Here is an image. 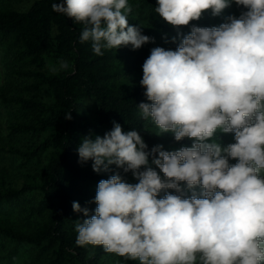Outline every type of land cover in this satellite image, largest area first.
Here are the masks:
<instances>
[{
	"label": "clouds",
	"instance_id": "9594fccd",
	"mask_svg": "<svg viewBox=\"0 0 264 264\" xmlns=\"http://www.w3.org/2000/svg\"><path fill=\"white\" fill-rule=\"evenodd\" d=\"M157 5L160 18L190 31L178 33L175 49H151L139 82L149 102L137 106L156 135L192 144L149 149L138 130L115 121L103 136L84 137L81 163L92 161L97 173L115 166L137 182L121 171L99 181L94 214L74 201L73 210L88 217L75 226L76 243L139 264H264V0ZM233 5L240 14L217 26L191 23ZM52 9L84 25L80 43L90 41L96 55L154 43L129 24V0H59ZM68 69L61 60L52 71ZM221 134L234 142L222 144Z\"/></svg>",
	"mask_w": 264,
	"mask_h": 264
},
{
	"label": "trees",
	"instance_id": "16d2710c",
	"mask_svg": "<svg viewBox=\"0 0 264 264\" xmlns=\"http://www.w3.org/2000/svg\"><path fill=\"white\" fill-rule=\"evenodd\" d=\"M0 1V264H21L22 256V264H139L102 246L77 245L75 226L88 217L75 212L73 202L94 214L99 181L121 171L137 182L115 166L95 172L92 161H79L77 148L84 137L103 136L114 121L125 131L138 130L149 149L192 144L171 133L156 135L159 129L137 106L149 102L139 82L151 49H175L178 33L187 34L190 26L177 28L160 18L157 0H129V24L154 43L100 56L90 41L80 43L82 23L53 11L59 0H33L22 9ZM240 11L233 5L220 17L206 12L191 23L217 26ZM61 60L69 69L53 72Z\"/></svg>",
	"mask_w": 264,
	"mask_h": 264
},
{
	"label": "rangeland",
	"instance_id": "374dc122",
	"mask_svg": "<svg viewBox=\"0 0 264 264\" xmlns=\"http://www.w3.org/2000/svg\"><path fill=\"white\" fill-rule=\"evenodd\" d=\"M32 2H33V0H10V1H7V3H8L7 7H16V8L22 9V8H26V6H29ZM1 3L2 2L0 1V5H2ZM1 73L2 72H1V67H0V74ZM91 106H92V101L89 102V106H87L86 111L90 112L92 109ZM4 119H5V117H3V115H1V112H0V123H3ZM226 136H227V134H221L220 141L222 144L227 145L228 143L234 142L232 134H231V136H232L231 138H227ZM183 146H189L190 147L191 145H188V144L187 145H178V146H175L174 148L170 149L169 151L178 150ZM26 257H27V254H26ZM22 259H24L23 256H22ZM22 259H21V264L23 262Z\"/></svg>",
	"mask_w": 264,
	"mask_h": 264
}]
</instances>
